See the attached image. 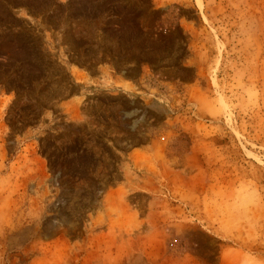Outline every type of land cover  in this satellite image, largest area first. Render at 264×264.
<instances>
[{
  "label": "rangeland",
  "instance_id": "374dc122",
  "mask_svg": "<svg viewBox=\"0 0 264 264\" xmlns=\"http://www.w3.org/2000/svg\"><path fill=\"white\" fill-rule=\"evenodd\" d=\"M0 264H264V0H0Z\"/></svg>",
  "mask_w": 264,
  "mask_h": 264
},
{
  "label": "bare ground",
  "instance_id": "6f19581e",
  "mask_svg": "<svg viewBox=\"0 0 264 264\" xmlns=\"http://www.w3.org/2000/svg\"><path fill=\"white\" fill-rule=\"evenodd\" d=\"M197 3H198V5H199V0H197ZM201 5V4H200Z\"/></svg>",
  "mask_w": 264,
  "mask_h": 264
}]
</instances>
